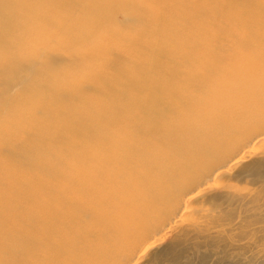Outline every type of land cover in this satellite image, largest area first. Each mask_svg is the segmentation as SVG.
<instances>
[{"label":"rangeland","instance_id":"1","mask_svg":"<svg viewBox=\"0 0 264 264\" xmlns=\"http://www.w3.org/2000/svg\"><path fill=\"white\" fill-rule=\"evenodd\" d=\"M9 1H14L18 12L13 24L15 31L20 29L17 42L8 36L14 54L11 55L36 58L56 53L64 58L58 62L60 65L49 66L53 72L51 80H43L46 77L40 72L22 84L19 80H0V238L3 232L15 233L17 219L30 214L36 217L34 227L42 236L46 227H56L41 225V219L45 220L56 209H45L34 202L46 199L47 195H81V199L95 202V188L89 194L85 190L95 184V165L106 162L95 153L102 157L111 155L114 157L111 163L162 160L169 170L185 171L206 158L207 154L197 150L205 144L203 140L213 152L240 135L243 128L254 129L264 120V0ZM129 4L142 16L136 24H131L123 13L122 6ZM186 52L190 54L188 64ZM7 55V49L0 45V62ZM157 61L159 67L154 64ZM173 62L178 64L175 76L166 70V65ZM135 66H139L137 73L147 74L148 68L152 71L140 77L132 73ZM202 70L208 71L210 78L200 80L195 76V72ZM90 72L94 75H89ZM22 74L25 78L28 75ZM83 77L86 79L81 80ZM43 81L50 87H39ZM81 81L93 87L71 89L72 93L66 96L59 93L68 90L67 84ZM102 82L112 90L97 89ZM156 82L162 90L167 87L174 92L158 96L163 97L168 107L165 119L173 118L179 123L189 109L194 112L197 104L184 100L186 95L197 97L199 109L202 108L191 118L192 121L197 117V122L175 124L174 130L167 129L169 125L160 126L153 131L158 122L142 121L140 106L143 102L147 108L156 100L157 94L152 92ZM194 83H200L201 87H192ZM113 85L123 90V94L113 90ZM201 97L210 98L211 106L206 107L203 98L200 102ZM115 106L123 108L116 111ZM251 115L258 119L257 124H251ZM78 118L85 120L77 122ZM187 128L191 130L185 131ZM259 150L258 157H264V145ZM235 176L232 172L217 179L216 185L204 195L231 192L242 196L262 190L260 183H251V177ZM69 179L76 182L68 184ZM62 189L66 191L59 192ZM88 202L86 206H75L82 209L91 206L92 222L81 224L76 219L73 228L92 230L94 236L87 234L85 243L106 247L105 241L95 238V207ZM77 207L68 205L65 209L78 217L81 213ZM194 207L188 208L184 217L191 215L195 224H203L206 218L209 220L218 213L210 203ZM222 209H235L239 214L242 208L236 203L223 205ZM60 221L61 218L56 219L57 224ZM187 224V221L180 224L174 234H179ZM102 226L96 229L100 231ZM49 238L46 241L52 244L53 234ZM65 239L67 244L74 245L70 236ZM174 239L175 235L170 236L163 245ZM230 250V255L223 259L226 264L264 263V255L255 256L256 247L248 239L235 241ZM204 252L206 264H217L219 255L203 245L187 256L190 264H198ZM67 264L76 262L69 257Z\"/></svg>","mask_w":264,"mask_h":264},{"label":"bare ground","instance_id":"2","mask_svg":"<svg viewBox=\"0 0 264 264\" xmlns=\"http://www.w3.org/2000/svg\"><path fill=\"white\" fill-rule=\"evenodd\" d=\"M1 6L0 45L2 49H7L8 55L0 62V80H19V83L22 84L24 80H29V77L32 78L35 73L39 72L48 78L43 80H51L53 72L49 71V66L60 62L64 56L56 53L36 56V58L32 55H20L17 58L12 56L14 54H12V49L9 48L10 38L8 36H11L17 42L15 38L18 37L20 29L17 28L16 32L13 24L18 12L15 9L14 1L2 0ZM122 9L131 24H136L140 20L138 18L142 17L135 13L130 4L128 6L123 5ZM107 18H110L109 15ZM183 27H186L185 22ZM186 53L184 57L188 64L190 62L188 60L189 52ZM154 64L158 66V61ZM136 67L139 66L132 68V73H137ZM151 67L153 70L156 68L154 65ZM177 67L178 64L173 62L166 65V70L171 76H175L178 73ZM147 70V74L142 71L138 72L137 75L143 77L152 71L151 68ZM23 72L28 74L26 78L22 74ZM89 75L93 76L94 73L90 72ZM195 76H198L200 80H207L211 74L202 70L201 72H195ZM83 78L81 80L86 79ZM85 82L87 81H81L76 85L67 84L70 86L68 90L63 89L59 93H64L61 95L66 96L72 93L71 89L80 91L84 88L93 87ZM9 83H7L8 86H10ZM102 83L104 84H101V87H97V89L100 88L101 92L105 89L106 91L112 90L111 86L105 82ZM199 84L194 83L191 86L201 87V84ZM156 85L153 86L152 90L154 94H157L156 100L152 101L151 105L148 104L147 108L143 102L140 106L142 121L149 123L154 120L155 123H159L156 124L157 126L152 127L153 131L160 126L165 128L166 125H169L167 129L174 130L176 129L175 124L192 125L191 122H197V117L192 121L191 118L202 108L199 109L200 105L196 101L197 97L189 96L190 98H188L185 97L186 95H183L184 100L188 99L192 103L195 101V104H197L193 107L194 112L189 109L188 114L183 118L184 121L179 123L175 122L173 118L165 119L168 107L165 105L166 102H163V97L158 96H161L163 92H169V90L167 87L162 90L158 83ZM38 86L48 88L50 84L43 81ZM113 86V90L118 94H123V90H117L115 85ZM169 94H174V92L170 91ZM202 98H200V102ZM203 100L206 101V107L211 106L210 98H203ZM185 105H188V103ZM118 107L113 109L117 111L119 110ZM119 108L123 107L120 106ZM251 117V124H257L258 119L255 115H251ZM79 119L85 120L84 118H78L77 122L81 121ZM190 130L191 128L185 129V131ZM221 140H223V137ZM203 143L205 144L200 145L197 148L199 152H197L207 154L205 155L206 158L200 163L193 164L185 171L183 169L179 171L169 170L164 166L162 160H149L146 162H120L117 160L111 163L110 161L114 158H111V155L102 157V154L95 153L102 157L98 158L106 161L101 165H95V184L90 189L85 190V194H89V191L95 188V202H88L89 198L81 199V195L70 197L63 194H55V196L51 194L47 195L46 199L38 202L34 201L39 206L43 205L45 209H56L54 214H49L45 220L41 219L43 222L41 225L58 226L60 224L59 227L52 226L53 229L46 227L43 232L44 236H42L34 227L37 220L33 214L28 215L25 219L19 217L17 219L18 230L11 235L3 232V238H0V264H67L69 257H72L76 264H190L187 256L190 255L191 251H198V248H201L202 245L219 255L216 261L217 264H226L223 259L230 255V246L235 241L242 239H248L250 245L256 247L255 256L264 255V196H262L264 192V157H258L261 151L259 149L264 145V120L254 129L243 128L240 135L223 146L219 145L213 152L210 148H207V142L203 140ZM18 155L25 157L21 153H18ZM118 158L116 156V159ZM232 172L233 175L251 177V183H260L262 190L242 196L231 192L217 193L213 196L204 195L209 188L211 189V186L216 185L217 179ZM67 182L73 185L76 181L75 179H69ZM63 191L66 190L62 189L59 192ZM86 202L88 204L94 203L95 238L100 237L98 240L105 241L106 247L101 248L95 246L96 244L85 243L87 234L94 236L92 230L84 229L80 231L73 228L76 219L81 224L92 222L93 213L90 205L86 209L75 206L85 205ZM208 203L212 204L215 210H218V213L210 216L209 220L206 218L205 223H193L194 221L190 219L191 215L188 218L184 217L188 208L193 207L195 209L194 206ZM236 203H239L242 208L239 214L234 211L235 209H222L223 205L232 206ZM68 205L77 207L81 215L76 217L77 215L67 211L65 208ZM205 206L201 205V207ZM207 208L206 210H208ZM58 218H61L59 224L56 222ZM184 221H187L188 224L180 230L179 234H174ZM254 225L259 226L254 227ZM100 226H102V229L99 231L96 228ZM212 229L215 230L211 231ZM50 234H53V239H55L52 244L46 241L50 239ZM172 235H175V239L163 245ZM69 236L72 242H75L72 246L67 244L65 239ZM99 248L101 249L99 250ZM31 258L33 260H30ZM206 259V253L200 255L198 264H206Z\"/></svg>","mask_w":264,"mask_h":264}]
</instances>
